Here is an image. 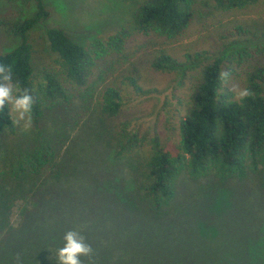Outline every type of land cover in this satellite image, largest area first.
<instances>
[{"label":"rangeland","instance_id":"1","mask_svg":"<svg viewBox=\"0 0 264 264\" xmlns=\"http://www.w3.org/2000/svg\"><path fill=\"white\" fill-rule=\"evenodd\" d=\"M143 1L43 0L49 17L28 33L35 73L55 67L47 29H62L82 46L126 29L130 37L123 52L97 62L92 82L99 81L95 83L98 88L110 85L121 91L122 118L133 119L134 126L151 127L167 119L173 128L177 117L173 90L179 81L175 75H150L153 72L147 65L152 58L165 54L183 62L197 52H216L227 45L238 51L264 50V2L218 13L207 7L211 0H196L188 29L168 39L143 35L133 28L131 13ZM35 12L34 4L0 0V55L20 43L1 23L24 20ZM261 56L264 60V52ZM129 78L147 94L135 91ZM233 80L240 90L238 79ZM98 100V91L89 97L77 91L68 105L46 111L38 134L21 122L15 124L14 136H0V168L15 164L40 142H50L55 153L53 180L43 182L36 208L10 241L13 256L26 255V261L43 264L63 245L66 231L82 229L93 249L90 257H82L84 264H264L263 171L250 172L243 180L225 181L213 175L192 180L182 173L176 180L175 198L162 218L150 220L143 211L125 212L121 204L127 198L143 205L137 180L144 152L131 158L114 157L106 139L110 122L100 115ZM166 136L167 147L172 149L176 135L168 132ZM23 207L24 202L18 200L9 211L14 227L21 223Z\"/></svg>","mask_w":264,"mask_h":264},{"label":"trees","instance_id":"2","mask_svg":"<svg viewBox=\"0 0 264 264\" xmlns=\"http://www.w3.org/2000/svg\"><path fill=\"white\" fill-rule=\"evenodd\" d=\"M22 2L34 4L36 12L24 20L1 23L7 34L19 37L20 43L0 55V64L11 66L13 82L21 90L28 89L34 98L32 130L38 134L46 111L68 105L75 92L83 91L89 97L98 91L99 113L110 122L106 139L113 146L114 157L131 158L144 152L137 180V195L143 205L127 198L121 204L125 212L143 211L150 220L162 218L164 209L175 198L176 180L182 173L192 180L213 175L222 181L243 180L248 173L260 170L264 173V60L261 56L264 50L261 53L238 51L232 49L233 45H227L216 52H197L183 62L165 54L155 56L147 65L153 72L150 75H175L179 81L178 89L173 90L177 117L173 128L167 119L142 128L134 126L133 119L122 118L125 103L119 89L110 85L98 88L96 84L100 82H92L97 62L121 54L129 32L121 29L104 41L95 39L82 46L62 29H47L45 35L55 57V67L35 73L28 33L46 20L49 13L43 0ZM260 2L264 0H211L205 4L215 12L229 13ZM196 9V0H144L132 11L131 21L133 28L143 35L153 33L174 39L188 29ZM223 71L229 72L226 82L219 79ZM234 78L238 79L241 89L252 92L250 97L235 99ZM128 80L135 91L147 94L134 79ZM13 121L6 106L0 112V136L16 134ZM168 132L176 135L172 149L167 147ZM35 148L25 156L22 154L15 164L0 168V264H32L26 261V255L17 257L10 253V241L23 230L36 208L43 182L53 180V146L50 142H40ZM18 200L24 202V207L20 211L21 223L14 227L9 222V211ZM43 264H54L53 257Z\"/></svg>","mask_w":264,"mask_h":264},{"label":"clouds","instance_id":"3","mask_svg":"<svg viewBox=\"0 0 264 264\" xmlns=\"http://www.w3.org/2000/svg\"><path fill=\"white\" fill-rule=\"evenodd\" d=\"M228 77L227 71L219 74L222 82H226ZM232 91L235 92L237 100H244L252 95L248 88L237 90L234 86ZM33 105L34 98L30 91L21 90L19 85L13 82L11 66L0 64V112L8 106L11 113L15 114L13 122L16 125L23 122V127L28 129L32 125ZM62 239L63 245L53 255L54 264H84L82 257L87 258L93 254L91 245L86 243L85 237L75 229L66 231Z\"/></svg>","mask_w":264,"mask_h":264}]
</instances>
